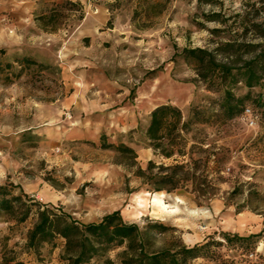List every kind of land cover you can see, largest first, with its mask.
Here are the masks:
<instances>
[{
    "label": "rangeland",
    "instance_id": "1",
    "mask_svg": "<svg viewBox=\"0 0 264 264\" xmlns=\"http://www.w3.org/2000/svg\"><path fill=\"white\" fill-rule=\"evenodd\" d=\"M197 47L232 67L227 85L246 95L236 117H224V91L210 88L187 57ZM66 98L110 113L106 141L137 157L103 148L101 136L41 132ZM165 103L188 123L185 156L166 158L151 146V111ZM64 117L74 121L72 107ZM182 159L188 167L171 188L160 178L173 171L162 166ZM8 183L34 200L16 203L15 213L0 209V264H67L63 238L28 246L46 206L81 223L119 209L151 250L222 241L215 258L184 264H264V0H0V184ZM224 234L251 237L227 242ZM123 249L106 253L108 264H121Z\"/></svg>",
    "mask_w": 264,
    "mask_h": 264
},
{
    "label": "trees",
    "instance_id": "2",
    "mask_svg": "<svg viewBox=\"0 0 264 264\" xmlns=\"http://www.w3.org/2000/svg\"><path fill=\"white\" fill-rule=\"evenodd\" d=\"M68 4L75 5L72 1ZM187 57L194 59L197 66L198 76L208 83L210 88L223 90L220 100V109L224 117H236L244 108L246 95L237 96L227 85V78L231 75L232 67L225 62L218 60L212 52L204 48H193L186 50ZM24 64H36V60L24 57L19 59ZM252 71V69H248ZM252 78L246 82L247 87L253 85ZM246 108V107H245ZM182 111L179 107L170 103L160 104L151 111V120L147 128V135L155 152L163 157L171 158L174 155L185 156L186 142L184 133L188 131V123L182 120ZM102 147H116L117 150L129 153L134 158L136 151L129 146L118 145L106 141V135H101ZM177 160V159H176ZM154 161L150 160L147 170L152 169ZM173 173L161 175L164 184H170L176 188L180 180L177 172H183L188 167V162L177 161L172 167ZM138 173H144L138 169ZM14 187L13 183L0 184V209L15 213L16 203L26 205L27 201L34 199L30 194L22 191L14 194L8 186ZM18 217L19 221H25L30 215V205ZM38 220L28 235V246L36 247L42 242H52L54 239L63 238L64 252L63 259L67 264H108L113 260L105 254L114 249L124 247L119 254L121 264H184L189 259L197 257L215 258L217 251L214 245H222V241H215L213 238L192 246H182L176 251L170 249L151 250L147 246L144 231L137 223L126 221L119 209L104 214L100 220L88 223H81L74 219L66 211L59 212L48 208L37 209ZM251 237L224 234V239L229 242L239 239L246 240ZM104 258V263L100 260Z\"/></svg>",
    "mask_w": 264,
    "mask_h": 264
},
{
    "label": "crops",
    "instance_id": "3",
    "mask_svg": "<svg viewBox=\"0 0 264 264\" xmlns=\"http://www.w3.org/2000/svg\"><path fill=\"white\" fill-rule=\"evenodd\" d=\"M69 106L73 108V122L64 117ZM54 108L47 113L48 118L51 117L54 124L41 132L52 134L56 140H97L103 132L110 128L111 114L105 113V109L97 103L66 98L56 103Z\"/></svg>",
    "mask_w": 264,
    "mask_h": 264
},
{
    "label": "bare ground",
    "instance_id": "4",
    "mask_svg": "<svg viewBox=\"0 0 264 264\" xmlns=\"http://www.w3.org/2000/svg\"><path fill=\"white\" fill-rule=\"evenodd\" d=\"M136 197L139 198L138 195H137ZM139 204H140V206H142V207H147V206H146V202L144 203V200H143V199H140V200H139ZM237 223H238L239 226H242L243 224H245V219H244V218H239V219L237 220Z\"/></svg>",
    "mask_w": 264,
    "mask_h": 264
},
{
    "label": "built area",
    "instance_id": "5",
    "mask_svg": "<svg viewBox=\"0 0 264 264\" xmlns=\"http://www.w3.org/2000/svg\"><path fill=\"white\" fill-rule=\"evenodd\" d=\"M245 113L250 116L251 123H253L254 122V117H253V112H252L251 108H246ZM69 117H71V116L69 115Z\"/></svg>",
    "mask_w": 264,
    "mask_h": 264
}]
</instances>
